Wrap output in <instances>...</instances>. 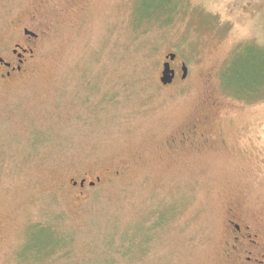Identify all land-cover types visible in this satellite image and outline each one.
Wrapping results in <instances>:
<instances>
[{
	"label": "rangeland",
	"instance_id": "374dc122",
	"mask_svg": "<svg viewBox=\"0 0 264 264\" xmlns=\"http://www.w3.org/2000/svg\"><path fill=\"white\" fill-rule=\"evenodd\" d=\"M160 3L0 0V41L39 34L26 71L0 78V264H101L137 224L150 245L116 264H264V88L234 86L264 48V0Z\"/></svg>",
	"mask_w": 264,
	"mask_h": 264
},
{
	"label": "trees",
	"instance_id": "16d2710c",
	"mask_svg": "<svg viewBox=\"0 0 264 264\" xmlns=\"http://www.w3.org/2000/svg\"><path fill=\"white\" fill-rule=\"evenodd\" d=\"M156 1H159V3H164V6L166 5V2H168L170 5L173 4L174 7L176 6L174 0ZM235 72L236 80L234 81L235 85H233L237 90V94L235 93L236 96H245L247 99H251L252 97H256L258 94H260V92L264 88V48L254 45L248 46L245 55H242L241 57H239V60L236 61ZM254 79L257 80L256 83L253 84ZM126 229L127 230H125V232L122 234L120 242L114 243L113 240L110 239L105 242V250L101 253V255H99L101 264H116L119 262V260H123L125 258L135 259L136 257H139L138 255L140 254V250L142 248L145 249L150 245L152 241L150 233L152 232L154 227H150V225L143 226L141 224H137L135 226H132V228L129 227ZM132 229H134V231L130 233ZM45 238L47 240L46 246L43 244H40V246L42 245L43 249H45V251H47V254L49 255L51 253H55L57 251V248L54 246V241L49 234H46ZM45 238H43V240ZM63 248L64 250L62 249L61 257L65 259L70 258L72 256L71 250L65 247ZM38 251L39 249H37V252Z\"/></svg>",
	"mask_w": 264,
	"mask_h": 264
},
{
	"label": "flooded vegetation",
	"instance_id": "af4514ba",
	"mask_svg": "<svg viewBox=\"0 0 264 264\" xmlns=\"http://www.w3.org/2000/svg\"><path fill=\"white\" fill-rule=\"evenodd\" d=\"M21 31L22 33H21L20 41L14 42L13 44L10 42L0 41V78L1 79H10L16 75L22 74L24 71H26L28 63L32 58L33 45L34 42L38 39L39 34L32 31L28 27H23ZM175 59L176 56L174 60L170 61L171 68H173L172 63L175 61ZM173 69L175 70V76L173 79L174 81L177 77V70L176 68ZM190 131L195 133L196 131L195 126H193ZM228 222H229L230 234L235 243H238L239 241L241 242V240H245L250 237L249 234H247L248 233L247 229L249 228L248 226H245V228H243L239 223H237L232 219H229ZM249 241L251 242V244L256 245L257 241L255 240V236H253V238L250 237ZM240 250L245 251L246 249L241 246ZM250 252L251 251H248L247 253ZM246 259L248 262H250L252 260V257L247 256ZM256 263H261V261L256 260Z\"/></svg>",
	"mask_w": 264,
	"mask_h": 264
},
{
	"label": "water",
	"instance_id": "95a60500",
	"mask_svg": "<svg viewBox=\"0 0 264 264\" xmlns=\"http://www.w3.org/2000/svg\"><path fill=\"white\" fill-rule=\"evenodd\" d=\"M176 54L169 53L165 56V61L162 63V70H161V76L159 78L160 83L162 85L171 84L174 76H175V70L171 68L170 61L174 60ZM187 74V67L184 63L181 65V78H184ZM97 181H99V178H96ZM80 185L83 186L85 184V179H81L79 182L73 181V185ZM90 186L94 185L95 182H88Z\"/></svg>",
	"mask_w": 264,
	"mask_h": 264
}]
</instances>
